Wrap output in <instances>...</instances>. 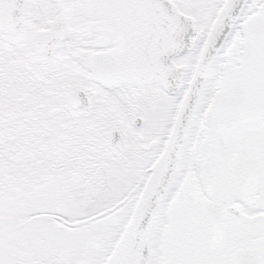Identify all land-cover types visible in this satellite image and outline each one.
<instances>
[{
    "label": "snow or ice",
    "instance_id": "snow-or-ice-1",
    "mask_svg": "<svg viewBox=\"0 0 264 264\" xmlns=\"http://www.w3.org/2000/svg\"><path fill=\"white\" fill-rule=\"evenodd\" d=\"M0 264H264V0H0Z\"/></svg>",
    "mask_w": 264,
    "mask_h": 264
}]
</instances>
